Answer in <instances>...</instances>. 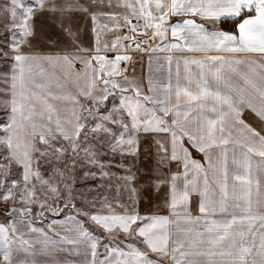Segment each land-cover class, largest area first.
Returning <instances> with one entry per match:
<instances>
[{"label": "snow or ice", "instance_id": "obj_1", "mask_svg": "<svg viewBox=\"0 0 264 264\" xmlns=\"http://www.w3.org/2000/svg\"><path fill=\"white\" fill-rule=\"evenodd\" d=\"M0 58V264H264V0H0Z\"/></svg>", "mask_w": 264, "mask_h": 264}, {"label": "rangeland", "instance_id": "obj_2", "mask_svg": "<svg viewBox=\"0 0 264 264\" xmlns=\"http://www.w3.org/2000/svg\"><path fill=\"white\" fill-rule=\"evenodd\" d=\"M10 68H11V65L6 63L3 58H0V80L3 79L5 73H7L10 70ZM3 111H4L3 102L0 101V119H4ZM104 159H105V163L111 166L112 173H113V175H111L110 177H106L105 179L106 180L111 179L112 183H115L116 178L124 174L127 165L120 166L121 158L119 154H112L109 152L107 153ZM151 159L152 157L150 155L142 154L140 157V161H137V167H139V164L141 161L146 162ZM81 175H83L82 172H81ZM98 181H99V177H97L96 181H93L91 179L85 180V181H78V186H79L78 190L87 193L90 187L94 186L96 183H98ZM104 191H109L107 185H105ZM145 204H147V200L143 199L141 206L143 207Z\"/></svg>", "mask_w": 264, "mask_h": 264}, {"label": "crops", "instance_id": "obj_3", "mask_svg": "<svg viewBox=\"0 0 264 264\" xmlns=\"http://www.w3.org/2000/svg\"><path fill=\"white\" fill-rule=\"evenodd\" d=\"M139 59V58H138ZM147 62L148 58L145 56L140 64L136 66L135 75L140 77L141 79H144L147 72ZM129 74L132 75V69L129 68Z\"/></svg>", "mask_w": 264, "mask_h": 264}]
</instances>
